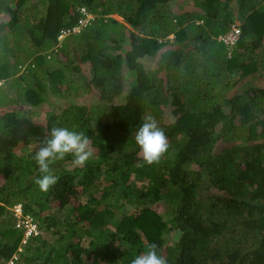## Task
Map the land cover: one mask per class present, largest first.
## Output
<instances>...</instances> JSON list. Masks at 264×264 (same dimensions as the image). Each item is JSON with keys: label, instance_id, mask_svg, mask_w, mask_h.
<instances>
[{"label": "trees", "instance_id": "obj_1", "mask_svg": "<svg viewBox=\"0 0 264 264\" xmlns=\"http://www.w3.org/2000/svg\"><path fill=\"white\" fill-rule=\"evenodd\" d=\"M83 8L94 23L60 40ZM6 80L0 264H131L153 243L168 264H264V0H0ZM147 116L169 144L152 165ZM52 127L83 132L93 163L66 155L43 192L33 157ZM17 205L20 228L39 220L26 242Z\"/></svg>", "mask_w": 264, "mask_h": 264}, {"label": "clouds", "instance_id": "obj_2", "mask_svg": "<svg viewBox=\"0 0 264 264\" xmlns=\"http://www.w3.org/2000/svg\"><path fill=\"white\" fill-rule=\"evenodd\" d=\"M135 142L142 153L144 162L148 165L158 163L169 147L165 131L159 127L152 116L144 118V122L135 133ZM69 154L74 157L75 165H85L93 156L89 138L83 132L64 127H52L43 145L33 157L41 173L34 182L41 191L47 192L57 184L58 177L53 174L50 166ZM20 206L12 208L14 218H19L16 208ZM131 264H168V262L163 255L158 254L157 245L153 243L146 251L135 256Z\"/></svg>", "mask_w": 264, "mask_h": 264}, {"label": "rangeland", "instance_id": "obj_3", "mask_svg": "<svg viewBox=\"0 0 264 264\" xmlns=\"http://www.w3.org/2000/svg\"><path fill=\"white\" fill-rule=\"evenodd\" d=\"M234 5H236V4H234ZM87 11V10H86ZM88 12V11H87ZM88 14V13H87ZM88 15H90V21L92 20V23H94V19H95V16L93 15V14H91V13H89ZM112 18H114V19H116L117 21H119V22H121V23H123V20H122V18L121 17H119L118 15H113L112 16ZM239 25H240V21H236L235 22V25H234V27H239ZM172 37V36H171ZM219 39V38H218ZM52 62H53V60H51ZM28 62H30V61H28ZM50 65V64H49ZM27 66V64H25L24 66H22L23 68H21V70H20V72L18 73V74H16L15 75V77H12L11 78V82H14L17 78H19V77H23V76H25L24 74H26L27 72H28V70L29 69H25V67ZM7 82H3V81H0V89H2V90H8V88H9V83H10V81L9 80H6ZM9 91V90H8ZM15 91H16V88L14 89H10V98L11 99H14L15 98ZM64 102H65V98H58V97H56V98H54V97H52V99H51V103H48V105H47V107H46V109H45V111H44V113L43 114H41V117H44V116H46V114H47V111L48 110H50V109H54V107L53 106H55V107H57L59 104H61L62 103V105L64 104ZM11 105V106H10ZM12 106H14V104H13V102H8V106H6V107H12ZM1 110V109H0ZM164 120L166 121V119L164 118ZM165 153H164V155L160 158V160H162L164 157H165ZM93 157V156H92ZM92 159V158H91ZM89 160L87 163H93V161L92 160ZM86 163V164H87ZM21 208H22V206H20ZM13 207H11V210L13 211V209H12ZM18 213H20V211L18 212ZM22 213V212H21ZM13 214V213H12ZM10 214H8V217L7 218H5V219H2V222H1V224L0 225H2V226H0V234L4 231V232H7V230H9V229H7L8 228V225H7V223L4 225V223H5V221L6 220H9L10 219V217L11 216H9ZM13 216V215H12ZM42 216V215H41ZM43 217V216H42ZM30 219H32L31 217H29ZM14 219V218H13ZM14 221H16V223H15V225H14V227L12 228V230H14L15 228L17 229V230H19V231H22V230H24V232H25V236H24V242H26V241H28V240H30V238H29V236L36 230V232L37 233H40L41 232V230L39 229V231H37V229H38V223H39V220L37 219L36 220V223H33L32 222V220H29L30 222H32V224H33V232H31V231H28L26 228H19V226H20V224L18 223V221H17V217H15V219H14ZM11 222H12V220H11ZM43 226H45V224H43ZM173 235V234H172ZM172 235H171V237H172ZM174 236V235H173ZM48 240L50 239V237H46ZM174 238H175V236H174ZM54 241V239H50V241L49 242H53ZM125 246L126 245H120L119 246V248H122L121 250L122 251H125ZM45 262V260H44V258L41 260V261H39V263L40 264H42V263H44Z\"/></svg>", "mask_w": 264, "mask_h": 264}, {"label": "built area", "instance_id": "obj_4", "mask_svg": "<svg viewBox=\"0 0 264 264\" xmlns=\"http://www.w3.org/2000/svg\"><path fill=\"white\" fill-rule=\"evenodd\" d=\"M81 13L84 15V18L82 20H80L79 22V25L72 28V29H67V30H64L62 31L59 39L62 40L64 39L65 36L71 34V33H74V34H77V33H80L82 32V30L84 28H86L90 22V15H88L89 13L86 11L85 8L81 9ZM88 13V14H87ZM239 35H240V31L238 28H233L232 32L229 33L228 35L224 36V37H221L220 40L221 41H224L225 44L229 47V48H232V46L235 44V42L238 40L239 38ZM22 208L19 207V208H16V211H17V216L19 217L22 210ZM20 211V213H18ZM24 227L28 230V231H31L33 232V224L32 222L30 221H27L25 222L24 224ZM22 226V223L20 224L19 228ZM33 233H37L36 230L33 232Z\"/></svg>", "mask_w": 264, "mask_h": 264}]
</instances>
